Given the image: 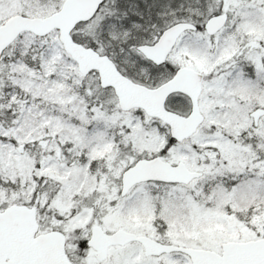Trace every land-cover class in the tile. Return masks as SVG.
I'll return each instance as SVG.
<instances>
[{"label": "snow or ice", "instance_id": "obj_1", "mask_svg": "<svg viewBox=\"0 0 264 264\" xmlns=\"http://www.w3.org/2000/svg\"><path fill=\"white\" fill-rule=\"evenodd\" d=\"M0 264H264V0H0Z\"/></svg>", "mask_w": 264, "mask_h": 264}]
</instances>
